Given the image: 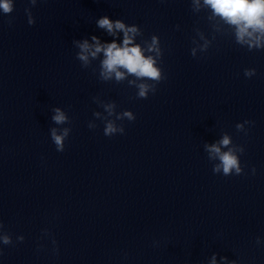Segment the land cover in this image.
Wrapping results in <instances>:
<instances>
[{
	"label": "water",
	"instance_id": "obj_1",
	"mask_svg": "<svg viewBox=\"0 0 264 264\" xmlns=\"http://www.w3.org/2000/svg\"><path fill=\"white\" fill-rule=\"evenodd\" d=\"M30 8L35 23L28 24ZM107 16L136 26L133 45L157 60L165 77L137 98L138 85L153 81L128 74L117 81L101 76L103 52L78 59V43L92 37L104 45L123 44V32L110 35L97 21ZM11 21V23H9ZM160 56L148 51L152 37ZM207 45L206 49L204 46ZM195 49V57L191 52ZM203 49V50H202ZM0 54L71 84L146 107L206 120L264 127V49L249 51L236 42L234 26L212 14L203 0H14V11L0 10ZM245 69H255L252 77Z\"/></svg>",
	"mask_w": 264,
	"mask_h": 264
},
{
	"label": "clouds",
	"instance_id": "obj_2",
	"mask_svg": "<svg viewBox=\"0 0 264 264\" xmlns=\"http://www.w3.org/2000/svg\"><path fill=\"white\" fill-rule=\"evenodd\" d=\"M29 2L32 6H35L37 0H29ZM198 2L199 0H197ZM203 2L205 6L211 9L214 16L221 18L226 24L234 26L237 43L247 44L249 51L253 49H264V0H203ZM0 10L5 15L11 14L14 11V0H0ZM25 13L28 17V24H34L35 20L32 16L31 9L26 8ZM97 25L100 28L106 29L110 35H114L117 31L123 32L122 46L118 45L115 41L102 45L98 38L93 36L94 44L90 45L87 40L78 43V47L81 50L78 53V59L83 61L86 66L89 61V56L95 58L99 53L103 52L104 59L102 60L101 76L104 80L110 79L113 73L117 81L122 80L126 71L128 74H132L137 78L154 82L152 84H139L137 98L147 99L149 91L155 93L156 85L165 77L162 75L161 68L157 66V60L152 56H145V50L140 45H133V38L138 33L137 27H126L121 20L113 22L107 16L100 18L97 21ZM206 47L207 45L204 46L205 49ZM147 50L155 51L157 56L161 55L159 40L156 36L152 37V43L148 46ZM191 54L195 57V49L192 50ZM120 69L125 71H121ZM255 74V69H245L244 71L246 77H252ZM111 107L108 106L110 114ZM53 112L52 120L56 124L69 122L68 116L59 107L54 108ZM96 115H99V113ZM123 116L127 117L129 121L135 120V116L130 111H125ZM117 118L120 119V117ZM250 123L252 122L246 120L243 124L238 123L236 128L238 131H245L244 124ZM88 127L93 128L94 126L89 124ZM70 131V128H64L58 134L57 129H51V139L58 152L64 151L65 140L68 138ZM124 131L123 125L117 126L112 121L107 122L104 127V135L108 137L123 134ZM231 143L230 137L224 135L218 143L206 144L204 146L209 154V159H218L219 161L213 166V173L219 174L222 172L224 176L233 174L241 175L243 173L244 169L241 167L239 156L244 152V148L243 146L229 148L228 146ZM222 146L228 150L222 151ZM252 171L255 173V169ZM2 228L3 224L0 223V229ZM17 240L23 241L24 237L18 236ZM0 243L10 245L13 243V240L10 235L3 234L0 235ZM53 243L55 244V240H53ZM256 243H261L259 237ZM221 259L227 261V257H222ZM213 264H215V257H213ZM228 264H235V261L228 262Z\"/></svg>",
	"mask_w": 264,
	"mask_h": 264
}]
</instances>
